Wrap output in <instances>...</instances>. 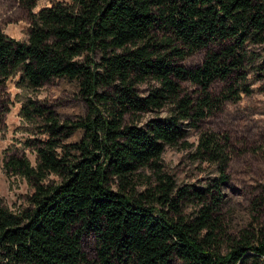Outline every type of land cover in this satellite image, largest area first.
Listing matches in <instances>:
<instances>
[{
    "label": "trees",
    "instance_id": "trees-1",
    "mask_svg": "<svg viewBox=\"0 0 264 264\" xmlns=\"http://www.w3.org/2000/svg\"><path fill=\"white\" fill-rule=\"evenodd\" d=\"M256 43L264 44V0H51L32 14L27 40L0 25V85L16 74L33 88L67 78L88 104L83 117L64 121L32 100L22 106L28 117L45 116L48 137L35 164L18 155L6 161L34 191L18 211L0 199V264H91L87 233L96 238V264H264V221L237 234L224 223L226 135L198 137L197 157L217 171L204 186L177 185L160 163L168 145L250 92ZM210 45L217 48L200 65L182 63ZM231 77L226 91L212 93L214 82ZM141 83L149 84L144 94ZM164 107V116L131 122ZM77 130L82 136L65 142ZM144 166L156 184L138 190L134 178ZM50 174L61 180L47 182Z\"/></svg>",
    "mask_w": 264,
    "mask_h": 264
},
{
    "label": "rangeland",
    "instance_id": "rangeland-1",
    "mask_svg": "<svg viewBox=\"0 0 264 264\" xmlns=\"http://www.w3.org/2000/svg\"><path fill=\"white\" fill-rule=\"evenodd\" d=\"M51 0H0V25L11 37L27 40L32 24V14L49 6ZM217 45L201 48L187 56L182 63L196 67L202 63L206 53ZM256 54V63L249 67L246 83L250 92H241L236 99H229L212 114L192 127L186 137L178 143L168 145L161 155L163 171L171 175L177 185H206L217 175L213 164L197 157L196 146L202 132H217L228 137V151L231 160L228 167L229 178L222 185L225 194L223 218L230 234L264 221V44L250 45ZM19 74L13 75L0 85V199L13 211L30 205L29 196L34 189L23 175L6 168L11 155L26 156L36 163L37 145L48 137L45 132V116H26L22 106L29 100L55 112L62 121L76 120L88 111L87 101L79 91L76 80L56 77L37 88L19 82ZM233 78L217 80L212 85V93L226 91ZM190 94L197 95V88L190 82H183ZM148 83L137 86L140 93L147 92ZM168 108L141 113L131 118L132 123L142 124L146 119L164 116ZM82 130H77L65 142L77 141ZM61 178L50 174L49 183H57ZM117 182H115L116 185ZM134 183L138 190L156 184L153 170L144 166L137 170ZM185 209H194V202H186ZM82 246L91 264H96V238L87 233ZM223 253L229 249V238L225 236ZM252 261V260H251ZM248 264H253L252 262Z\"/></svg>",
    "mask_w": 264,
    "mask_h": 264
}]
</instances>
